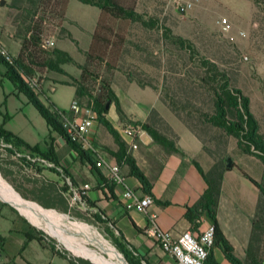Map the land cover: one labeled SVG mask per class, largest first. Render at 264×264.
I'll use <instances>...</instances> for the list:
<instances>
[{
  "label": "rangeland",
  "instance_id": "obj_1",
  "mask_svg": "<svg viewBox=\"0 0 264 264\" xmlns=\"http://www.w3.org/2000/svg\"><path fill=\"white\" fill-rule=\"evenodd\" d=\"M0 1L3 2V5L0 6V52H5L4 54L0 53V55L6 61H10L18 51V44L14 40L13 34L20 27L19 12L12 7V0ZM187 3H192L190 8L182 12L176 10L177 4L185 5ZM136 12L144 16L145 21L157 19L160 27H166L173 35L190 41L200 54L208 59L217 62L221 58L234 56L233 65L228 72L229 84L239 89L242 95L248 99L249 111L257 124V135L264 142V14L252 4L251 0H138ZM97 17V8L70 0L62 23V27L69 37L56 39L57 35L54 33L47 39L52 43L50 47L65 52L72 59V64L61 67L71 78H78L79 71L76 69L75 64L83 62V52L89 46L90 36ZM221 18L226 19L229 28L226 38H221L218 34L219 25L217 22ZM240 33H243V36ZM126 38L129 44L125 46V53L119 59L117 69L104 78L108 80L110 89L117 101L119 96L127 99L126 101L132 103L134 108L139 109L138 113L143 114L147 110L149 113L150 110H154L157 115L148 117L147 113V117L143 122L127 118V121H121L112 103L109 104L108 110L103 116L106 123L110 125L109 130L98 121L93 113L95 137L100 136V143L102 139H105L106 142L111 141L113 144L111 149L105 150V146H99L98 142L93 140L92 147L99 151L101 155H105L103 151L117 154L112 152V149H116V145L120 140L117 132L119 125H137L141 128L143 125H147L158 137L163 138L165 135H170L167 139L174 142L171 132L165 126L166 123L163 124L164 121L158 113L161 110V104L157 101L156 91L151 87H141L136 82L137 78L139 82H142V79L151 81V84L157 82L155 80L160 74V67L155 64L146 65L144 61L152 63V60L148 61L150 58L146 60V56L141 58L142 54L136 47H146L147 53L157 56L160 46H155L154 41L159 39V36L153 30L133 26L126 28ZM171 63L169 61V64ZM4 72L5 69L0 64V87H3L6 91L10 82L7 84V80L3 77ZM126 73H131L130 76L134 75L135 77L128 78ZM33 79L40 85L37 89H32L40 104L50 112L56 113L58 117L59 115L68 116L70 101L75 100L73 99L74 90L71 86L59 83L68 79L55 73L42 75L40 80L38 79L39 81L36 77H33ZM78 103L80 106L91 110V107H87L84 101ZM26 105L28 108H21V113L26 118L28 127L31 130L29 132L34 136L35 132L42 134L46 127L45 122L32 106L27 102ZM162 111L168 115L167 117L175 121V129L181 137L180 149L186 155L201 163V157L197 156L201 155L203 157L199 142L165 108ZM142 114L141 116H143ZM58 119L60 121V117ZM146 134L152 142L156 143V146L160 147L161 144L155 142L147 132ZM202 136L207 139L215 135L210 132ZM144 140L150 142L148 138ZM223 141L225 143L222 148L229 153V161L251 178L258 180L261 169L258 159L250 154H243L240 149H236L232 138L228 137ZM137 145L142 144L138 143ZM6 150L7 147H4L0 142V183L3 185L4 190L17 196L21 200L19 202L23 203L28 209L31 210L33 206L48 211L52 214L35 210L38 213L56 217L68 224L73 229L75 240L80 244L101 252V254H106L103 249H112L114 254L119 255L120 260H124L107 238L106 226L93 219V211L87 209L84 204L81 207L77 197L74 200H69L70 207L68 208L66 200L69 199L70 193L62 195L63 187L56 189L45 178V175L49 176V174L44 175V180L36 175L46 166H43L42 163H31L29 165L20 160V154L12 155ZM167 152L166 150L162 151L163 154ZM195 152L197 155H195ZM180 153L182 154V152ZM118 156L119 154H117V158ZM88 158L90 157L88 156ZM117 161H115L116 165L127 170L123 164V159L119 158ZM206 163L210 165L208 159ZM75 164L77 165V162ZM51 167L50 164V169ZM223 175L219 195L220 203L225 202V205L219 208L218 219L222 222L225 238L234 248L233 254L243 259V251L249 245L251 238V227L248 218L253 206L256 205L254 194H252L253 187L234 168L225 171ZM241 183L251 189L249 193ZM67 195L69 196L67 197ZM258 202L255 207L256 210L262 206V200ZM255 208L253 212H255ZM67 221L81 225L83 229L69 224ZM0 225L8 230L0 234V251L2 252L0 264L6 261L3 264H68V261H72L73 264H92L90 261L98 264L83 252L61 241L52 232L33 223L18 208H15L1 197ZM25 234L35 239L38 238L40 242L27 241ZM244 242H246L245 248L242 247ZM254 246L259 247L264 256V235L262 238L260 236L258 244ZM214 255L216 259L223 261L219 252L215 251ZM105 257L109 259L108 256L105 255Z\"/></svg>",
  "mask_w": 264,
  "mask_h": 264
},
{
  "label": "trees",
  "instance_id": "obj_2",
  "mask_svg": "<svg viewBox=\"0 0 264 264\" xmlns=\"http://www.w3.org/2000/svg\"><path fill=\"white\" fill-rule=\"evenodd\" d=\"M69 1L12 0V7L19 12L20 27L13 34L18 44V51L15 58L10 61H6L0 55V64L5 69L3 77L10 82L16 93L24 96L28 104L45 122L48 130L59 135L76 152L79 159H84L93 168L86 152L66 139L58 115L40 104L36 94L28 87L26 79L36 77L40 80L41 76L47 73L64 76L68 80L59 83L71 86L74 90L73 99L77 102L84 101L87 107H91L98 121L110 130V125L103 119L107 112L104 109L107 102L114 104L115 112L121 121H127V119L110 89L108 80L104 77L117 69L118 61L125 53V46L129 44L126 28L139 26L153 30L159 36V39L154 41L155 46H160L157 56L147 53L146 47L136 48L142 54L141 58L146 56V60L147 58H150L148 61L152 60V63L144 61L146 65L155 64L160 67V74L155 84L144 79L139 82L138 78L136 82L141 87H151L156 91L157 101L195 137L200 144L202 154L210 161L206 171H202L197 163L192 162L205 188L192 206L183 207V217L190 230L198 228V221L202 217L208 219L212 227V245L208 249L204 264H219L214 255L215 251L221 254L224 264H264L263 253L259 247L254 246L258 244L260 236L262 238L264 235V142L257 135V124L249 111L248 99L239 89L229 84L228 72L233 65L234 56H227L216 62L201 55L190 41L173 35L166 27H160L157 19L145 21L144 16L136 12L138 0H75L80 4L97 8L98 17L90 36L89 46L83 52V62L75 64L79 75L77 79H74L61 68L72 64V59L55 47L44 46L51 34L55 33L56 39L69 37L62 27ZM251 2L264 14V0H251ZM201 45L204 46L203 43ZM169 61L172 63L169 64ZM130 74L126 73L128 78L135 77ZM156 115L154 110L148 113V117ZM6 118L3 117L2 121ZM165 126L171 132L168 125ZM142 128L152 136L155 142L161 144L164 150L169 153H180L174 142L167 139L170 135L160 138L147 125H143ZM210 132H213L215 136L204 139L202 135ZM170 134L175 138L172 132ZM228 137L234 140L236 149L258 159L261 165L258 180L252 179L229 161V153L222 148L225 143L223 140ZM0 142L5 147L8 146L6 151L9 154L42 159L51 164L50 170H54L57 166L50 147L46 153H40L36 147H29L18 137L5 131L1 125ZM116 153L119 156L117 158V154H114L115 161L118 162L119 158L123 159L128 175L136 180L141 193L150 196L151 185L148 179L136 167L134 161L125 154L124 144L120 140L116 145ZM20 160L31 165L23 157ZM228 161L230 166L227 168ZM231 168H234L256 189L258 199L260 202L262 200V206L258 210L255 208L250 220L251 238L249 245L243 251V259H238L233 254L232 246L225 239L216 221L222 175ZM103 186L108 188L111 185L105 180ZM79 198L80 203L82 202L87 209L94 210V206L86 200L85 196H79ZM93 219L106 226L107 238L127 264H139L138 260L132 256L133 249L114 229L112 222L99 211L94 212ZM25 238L27 241L40 242L38 238L35 239L27 234ZM68 264L73 262L68 261Z\"/></svg>",
  "mask_w": 264,
  "mask_h": 264
},
{
  "label": "crops",
  "instance_id": "obj_3",
  "mask_svg": "<svg viewBox=\"0 0 264 264\" xmlns=\"http://www.w3.org/2000/svg\"><path fill=\"white\" fill-rule=\"evenodd\" d=\"M176 10L178 11L177 8ZM9 36L11 37L10 34ZM7 82V84H9L8 80ZM7 86L6 91L3 87H0V125L5 131L18 137L29 147H36L40 153H46L50 147L53 158L57 164L54 170H49L50 166H48L46 162H43V166H46L47 169L44 168L42 171H39V173H36V175H39L40 178L42 177L44 180V175L46 173L49 174V176L45 175L47 181L54 185L56 189L61 186L65 189L62 191V195L70 193V196L67 195V197L69 196V199L66 200L68 208L70 207L69 200L75 199L74 191L82 190V187L86 185L87 189L85 190V198L94 206V210L92 211H99L107 220L112 222L114 229L121 234L124 241L133 249V252H131L132 256L138 260L139 264H171L172 262L167 255L160 251L157 245L144 236L143 230L147 225L148 217H152L155 225L160 230L168 232L173 238L185 231H189L194 237H197L210 226L209 220L202 217L198 221V228L190 230L183 217V207L192 206L205 188L202 179L192 166V162L197 163L202 171H206L209 167L208 163H206L207 158L203 154L202 157L195 152V155L201 157V163H199L180 149L179 144L181 143V137L175 129V121L170 117H167L168 115L162 111L164 109L162 105H160L161 110L158 111V113L175 136L174 145L180 152H182V154L169 152L163 154L162 151L164 149L161 145L160 147L156 146V143L152 142L151 139L149 140L150 142L143 140L142 145H137L135 150H131L119 137L125 146V154L134 161L136 167L148 179L149 184L151 185L150 198L152 204L148 207L147 214L142 215L133 211H124L119 198L121 189L115 186H110L108 188L103 186L105 181L104 170L92 168L91 165L83 159L80 161L76 152L67 145L59 135L50 132L48 128H46V125L42 134H37L36 132L35 136L31 134L29 132L31 130L28 127L26 118L21 113V108L24 109L27 107V101L24 97H21V94L16 93L12 85L9 84ZM126 100L127 99L118 96V103L124 116L130 120L132 119L143 122L147 117L148 110L143 112V114L141 112L138 113L140 110L136 107L134 108L132 103H129ZM141 114L143 116H141ZM3 117H7L6 120L2 121ZM175 120L177 121V119ZM95 136L96 132L92 129L91 134L89 135L91 143L93 140H96L99 146H105V150L113 147L111 141L106 142L105 139H102L100 143V136ZM112 152H116V149H112ZM103 154L105 155L102 156L105 157L109 163H115L114 154L107 151H103ZM75 162H77L78 167ZM120 171L126 176L128 184L141 193L136 180L128 175L127 170L124 167H120ZM223 176L224 175H222L221 183H223ZM243 179L246 180L245 178ZM241 184L249 193L251 189L246 187L244 183ZM252 194H254L256 204L259 196L254 187ZM11 195L18 201H21L17 196L13 194ZM160 203H167L168 205L162 206ZM224 205L225 202L220 203L219 195L216 207V221L225 237L222 222L218 219L219 208ZM254 208L255 205L248 218L249 225ZM6 231L8 230L0 225V234L5 233ZM20 236H22V234H20ZM228 243L230 244L229 241ZM245 245L246 242L242 244V247L245 248ZM1 254L2 252L0 251V255ZM237 258L240 259V257ZM216 260L219 264H224L223 261Z\"/></svg>",
  "mask_w": 264,
  "mask_h": 264
},
{
  "label": "built area",
  "instance_id": "obj_4",
  "mask_svg": "<svg viewBox=\"0 0 264 264\" xmlns=\"http://www.w3.org/2000/svg\"><path fill=\"white\" fill-rule=\"evenodd\" d=\"M192 3L185 5L177 4L176 8L182 12L190 8ZM219 25V36L221 38L227 37L229 30L226 24V19L221 18L217 22ZM243 36V33H240ZM44 46L50 47L52 43L45 41ZM0 53L4 54V51ZM28 87L37 89L39 84L31 79H26ZM60 124L66 139L74 143L86 152L91 158L94 169H101L105 172V180L111 186L119 187L120 201L124 211H133L142 215L147 214L148 207L152 204L150 196L141 194L135 188L130 186L127 182L126 176L120 171V167L115 163H109L96 149L92 147L89 140V135L93 129V112L90 109L80 106L76 100H71L69 104V115H59ZM119 137L131 150L137 148V144H142L147 136L146 132L137 125H119ZM4 146V145H3ZM5 147V146H4ZM8 147V146H7ZM30 163H43L42 159H31L28 156L20 155ZM50 166V164H47ZM87 186L84 185L82 190L74 191V198L80 202L79 196H85ZM81 207L83 203L81 202ZM143 234L155 245L158 246L160 251L171 259V264H204L208 249L212 245V227H207L199 236L194 237L189 231H185L173 238L168 232L160 230L154 223L152 217H148L147 225L143 230Z\"/></svg>",
  "mask_w": 264,
  "mask_h": 264
},
{
  "label": "bare ground",
  "instance_id": "obj_5",
  "mask_svg": "<svg viewBox=\"0 0 264 264\" xmlns=\"http://www.w3.org/2000/svg\"><path fill=\"white\" fill-rule=\"evenodd\" d=\"M0 197L10 203L11 205L18 208L25 217H27L29 220H31L33 223L45 228L46 230L52 232L54 235H56L61 241L71 245L76 250L83 252L87 256H89L91 259H93L98 264H122L119 255H116L113 253L112 249L107 250L103 249L106 254H101V252H97L93 249H90L86 247L85 245L80 244L77 242L74 238V233L72 232L73 229L69 227L68 224L61 221L60 219L56 217H52L49 215H44L41 213H38L35 210L43 211L47 214H52L48 211L41 210L39 208L33 207L32 209H28L23 203H20L17 199H15L8 191L4 190L3 185L0 183ZM24 201V200H22ZM26 202V201H25ZM67 223L72 224L74 226L83 227L81 225L71 223L67 221ZM91 244V243H90ZM109 248V247H108ZM111 248V247H110ZM107 250V251H106ZM106 256L109 257L107 259ZM92 264H96L93 261H90Z\"/></svg>",
  "mask_w": 264,
  "mask_h": 264
},
{
  "label": "water",
  "instance_id": "obj_6",
  "mask_svg": "<svg viewBox=\"0 0 264 264\" xmlns=\"http://www.w3.org/2000/svg\"><path fill=\"white\" fill-rule=\"evenodd\" d=\"M1 5H3V2L2 1H0V6ZM108 106H109V102H107L106 104H105V106H104V109L105 110H108ZM230 166V162L228 161L227 163H226V167H229ZM121 263L122 264H127V262L125 261V260H121Z\"/></svg>",
  "mask_w": 264,
  "mask_h": 264
}]
</instances>
